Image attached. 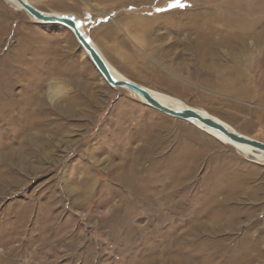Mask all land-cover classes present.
Returning <instances> with one entry per match:
<instances>
[{
	"label": "rangeland",
	"instance_id": "374dc122",
	"mask_svg": "<svg viewBox=\"0 0 264 264\" xmlns=\"http://www.w3.org/2000/svg\"><path fill=\"white\" fill-rule=\"evenodd\" d=\"M29 1L79 17L127 79L264 142V0ZM83 53L0 0V264H264V164Z\"/></svg>",
	"mask_w": 264,
	"mask_h": 264
},
{
	"label": "water",
	"instance_id": "95a60500",
	"mask_svg": "<svg viewBox=\"0 0 264 264\" xmlns=\"http://www.w3.org/2000/svg\"><path fill=\"white\" fill-rule=\"evenodd\" d=\"M27 16L41 25H58L72 32L80 46H82L88 54L96 70L101 74L106 84L115 88H124L141 97L145 105L152 107L156 111L169 115L171 117L183 120L190 124H201L221 134L225 138L230 139L233 143L239 145H248L262 153H264V142L252 138L248 135L239 133L233 126L227 122L215 118L213 115L202 112L199 109L187 105L179 107L174 103L164 104L159 102L150 91L143 85L136 83L130 79H120L112 71V68L106 64L102 54L96 46H94L90 38L86 36L82 21L73 14L53 13L36 8L27 0H14Z\"/></svg>",
	"mask_w": 264,
	"mask_h": 264
},
{
	"label": "bare ground",
	"instance_id": "6f19581e",
	"mask_svg": "<svg viewBox=\"0 0 264 264\" xmlns=\"http://www.w3.org/2000/svg\"><path fill=\"white\" fill-rule=\"evenodd\" d=\"M6 2H8L10 5H12V7L15 9V10H17L18 12H21V13H24V14H26V12L23 10V9H21L20 8V6L14 1V0H5ZM28 2H30L31 3V1H29V0H27ZM264 2V1H263ZM225 4V3H224ZM228 4L229 5H233V6H235V7H237L238 9H244V4H241V2H240V0H229V2H228ZM37 8V7H36ZM50 12V11H49ZM51 12H53V13H60V12H55V11H51ZM64 14H68V13H64ZM69 14H72V13H69ZM27 15V14H26ZM73 15H75V14H73ZM110 18H111V20L113 21V17H112V15H108ZM75 17H77L76 15H75ZM77 18H79V17H77ZM158 19V18H157ZM32 20V19H31ZM81 20V19H80ZM33 21V20H32ZM33 22H35V21H33ZM36 23V22H35ZM38 24V23H37ZM146 25H147V23H146ZM148 26V25H147ZM149 26H151L152 27V25H149ZM148 31H149V29H148ZM84 32L86 33V36L88 37V38H90V41H91V43L94 45V46H96L97 48H98V50L100 51V53L102 54V56H103V59H104V61L106 62V64L108 65V66H110L111 68H112V71L116 74V76L117 77H119L120 79H125V80H128L118 69H116V67L115 66H113V64H111L110 62H108V60L105 58V56H104V54L102 53V51H101V49L95 44V42L92 40V38L90 37V36H88V34H87V32H86V29H85V27H84ZM73 34V33H72ZM245 34V33H244ZM74 35V34H73ZM74 38H75V36H74ZM75 40H76V38H75ZM76 42H77V40H76ZM198 42H201V41H198ZM77 44H78V42H77ZM205 44V43H204ZM212 44V43H211ZM219 44V43H218ZM79 45V44H78ZM217 45V44H216ZM80 46V45H79ZM200 46V45H199ZM190 47H191V44H190ZM211 47V46H210ZM81 48L83 49V51H84V53H83V56L88 60V61H90V63L93 65V63L91 62V60H90V58L88 57V54H87V52L85 51V49L81 46ZM216 48V47H215ZM199 49V48H198ZM203 49V48H202ZM209 50V49H208ZM244 50H246V49H244ZM248 50V49H247ZM251 50V49H250ZM249 50V51H250ZM259 50V52L261 53V58H260V62H261V64H262V66H263V64H264V48H262V49H258ZM257 50V51H258ZM194 51V50H193ZM195 51H196V49H195ZM206 51V50H205ZM211 51V50H210ZM235 51V50H234ZM238 51H240V50H238ZM203 52H200V55H199V60H200V63L205 67V66H207L208 65V68H210V66H212V62H211V56L209 55L208 56V53H209V51L208 52H206L205 54H202ZM250 53V52H249ZM202 54V55H201ZM232 54H233V52H232ZM254 55V54H253ZM256 55V54H255ZM258 55V54H257ZM260 55V54H259ZM242 56H243V54H242ZM250 56V55H249ZM214 57V56H213ZM214 60H219V59H217V57H216V59H214ZM183 63V62H182ZM94 67H95V65H93ZM216 66V65H215ZM220 66V65H219ZM96 68V67H95ZM99 73V72H98ZM99 75H100V77H101V79H102V81L103 82H105L104 81V79H103V77L101 76V74L99 73ZM239 78V77H238ZM131 80V79H130ZM239 81V80H238ZM249 80H247V82H248ZM242 82V81H241ZM251 82V81H250ZM241 85H242V83H241ZM246 85V84H245ZM110 86V85H109ZM204 86V85H203ZM111 87V86H110ZM111 88H114V89H120V90H125V91H127L128 93L130 92L139 102H142L143 104H144V102L142 101V99H141V97H139L138 95H136V94H134L133 92H131V91H129V90H126V89H124V88H115V87H111ZM147 88V87H146ZM61 89V88H60ZM149 91H150V93L159 101V102H162V103H164V104H169V103H174V104H176V105H178L179 107H184V106H187V105H189L188 103L186 104L184 101H182L181 99H179V98H177V97H175V96H172V95H170V94H165V93H163V92H160V91H158V90H155V89H152V88H150V87H148L147 88ZM264 91V90H263ZM59 92V91H58ZM58 92L57 91H53L52 90V93H50L48 96H49V98L52 100V99H56L57 98V96H58ZM49 92L47 91V94H48ZM262 93H264V92H262ZM46 94V95H47ZM264 98V96L262 97V96H259V99L260 100H262ZM55 106H57V107H60L61 105L60 104H57V105H55ZM194 107V106H193ZM195 108H197V109H199L200 111H202V112H205V113H208V114H210L208 111H205V110H203V109H201V108H198V107H195ZM210 115H212V114H210ZM167 116V115H166ZM169 116V115H168ZM215 117V116H214ZM215 118H217V117H215ZM218 119V118H217ZM221 120V119H220ZM222 121V120H221ZM226 122V121H225ZM229 124V123H228ZM230 125V124H229ZM193 126H195L198 130H200L201 132H204L206 135L208 134L209 136H211L212 138H214V139H216V140H218L221 144H223L224 146H229V147H231V148H233L239 155H241L242 157H244V158H248V159H250V160H252V161H254V162H257V163H263L264 164V153H262V152H260V151H258V150H256V149H254V148H252V147H250V146H248V145H245V146H243V145H239V144H236V143H233L230 139H228V138H225L224 136H222L221 134H219V133H217V132H215L214 130H212V129H210V128H208L207 126L205 127V126H203V125H201V124H197V125H195V124H193ZM234 128V127H233Z\"/></svg>",
	"mask_w": 264,
	"mask_h": 264
},
{
	"label": "snow or ice",
	"instance_id": "6c2138e0",
	"mask_svg": "<svg viewBox=\"0 0 264 264\" xmlns=\"http://www.w3.org/2000/svg\"><path fill=\"white\" fill-rule=\"evenodd\" d=\"M169 8H173V7H185L184 4L180 3L179 0H174L173 3H170L168 5ZM157 11H164V9H157Z\"/></svg>",
	"mask_w": 264,
	"mask_h": 264
},
{
	"label": "crops",
	"instance_id": "0c3cea01",
	"mask_svg": "<svg viewBox=\"0 0 264 264\" xmlns=\"http://www.w3.org/2000/svg\"><path fill=\"white\" fill-rule=\"evenodd\" d=\"M45 36V35H44ZM46 39V38H45ZM108 62H109V60H108ZM117 69V68H116Z\"/></svg>",
	"mask_w": 264,
	"mask_h": 264
}]
</instances>
